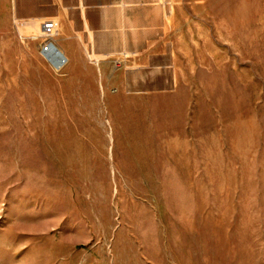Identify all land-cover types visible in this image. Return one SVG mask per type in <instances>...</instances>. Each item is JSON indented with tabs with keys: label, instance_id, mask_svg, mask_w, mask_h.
I'll return each mask as SVG.
<instances>
[{
	"label": "rangeland",
	"instance_id": "1",
	"mask_svg": "<svg viewBox=\"0 0 264 264\" xmlns=\"http://www.w3.org/2000/svg\"><path fill=\"white\" fill-rule=\"evenodd\" d=\"M163 2L93 73L0 0V264H264V0Z\"/></svg>",
	"mask_w": 264,
	"mask_h": 264
},
{
	"label": "crops",
	"instance_id": "2",
	"mask_svg": "<svg viewBox=\"0 0 264 264\" xmlns=\"http://www.w3.org/2000/svg\"><path fill=\"white\" fill-rule=\"evenodd\" d=\"M11 7L15 14L6 19L8 27L19 22L20 33L37 48L39 36L29 29L40 30L42 36L43 24L55 21L56 45L76 72H97L99 61L152 50L167 37L163 0H11Z\"/></svg>",
	"mask_w": 264,
	"mask_h": 264
},
{
	"label": "built area",
	"instance_id": "3",
	"mask_svg": "<svg viewBox=\"0 0 264 264\" xmlns=\"http://www.w3.org/2000/svg\"><path fill=\"white\" fill-rule=\"evenodd\" d=\"M58 33V24L53 20H48L43 24L42 41L40 44V51L46 62L53 66L57 71H61L66 67L68 58L65 53L57 47L55 39ZM62 55V62L58 60V54ZM66 60V62L64 61ZM64 61V62H63Z\"/></svg>",
	"mask_w": 264,
	"mask_h": 264
},
{
	"label": "bare ground",
	"instance_id": "4",
	"mask_svg": "<svg viewBox=\"0 0 264 264\" xmlns=\"http://www.w3.org/2000/svg\"><path fill=\"white\" fill-rule=\"evenodd\" d=\"M57 56H58V60H59V62L61 63L62 60H63L62 55L59 53ZM64 61H65V59H64ZM64 61H63V62H64Z\"/></svg>",
	"mask_w": 264,
	"mask_h": 264
}]
</instances>
